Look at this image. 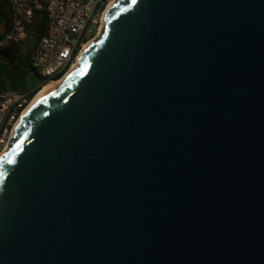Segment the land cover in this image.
<instances>
[{
	"label": "water",
	"instance_id": "95a60500",
	"mask_svg": "<svg viewBox=\"0 0 264 264\" xmlns=\"http://www.w3.org/2000/svg\"><path fill=\"white\" fill-rule=\"evenodd\" d=\"M0 264H264V0H116L1 157Z\"/></svg>",
	"mask_w": 264,
	"mask_h": 264
},
{
	"label": "built area",
	"instance_id": "2783aa9c",
	"mask_svg": "<svg viewBox=\"0 0 264 264\" xmlns=\"http://www.w3.org/2000/svg\"><path fill=\"white\" fill-rule=\"evenodd\" d=\"M11 29L1 45L27 40L40 12L47 19L45 34L32 55V68L42 87L62 79L78 63L84 50L104 30L106 14L116 0H5ZM59 78L58 80H56ZM39 93V92H38ZM37 93V94H38ZM28 93L0 96V160L9 151L24 113L35 100Z\"/></svg>",
	"mask_w": 264,
	"mask_h": 264
},
{
	"label": "trees",
	"instance_id": "16d2710c",
	"mask_svg": "<svg viewBox=\"0 0 264 264\" xmlns=\"http://www.w3.org/2000/svg\"><path fill=\"white\" fill-rule=\"evenodd\" d=\"M11 23L8 4L0 0V96L12 92L28 93L29 98H33L41 90V81L32 68L31 60L35 47L45 34L47 19L40 12L25 42L2 46Z\"/></svg>",
	"mask_w": 264,
	"mask_h": 264
},
{
	"label": "bare ground",
	"instance_id": "6f19581e",
	"mask_svg": "<svg viewBox=\"0 0 264 264\" xmlns=\"http://www.w3.org/2000/svg\"><path fill=\"white\" fill-rule=\"evenodd\" d=\"M86 50V49H85ZM83 54V53H82ZM82 57V55H81ZM81 57L79 58V61L81 59ZM79 61L78 63L74 66V68L68 73L66 74V76H64L62 79L58 80V81H55V82H48L46 83L42 89L39 91V93L37 94L35 100L33 101V103L30 105V107L37 101L39 100L44 94L48 93V92H51V91H55L57 90L60 86H62L66 80V78L74 71L76 70L78 67H79ZM30 107L28 108V110L30 109ZM28 110L24 113L23 117H22V120L23 118L26 116Z\"/></svg>",
	"mask_w": 264,
	"mask_h": 264
},
{
	"label": "snow or ice",
	"instance_id": "6c2138e0",
	"mask_svg": "<svg viewBox=\"0 0 264 264\" xmlns=\"http://www.w3.org/2000/svg\"><path fill=\"white\" fill-rule=\"evenodd\" d=\"M133 2H135V0H133Z\"/></svg>",
	"mask_w": 264,
	"mask_h": 264
}]
</instances>
